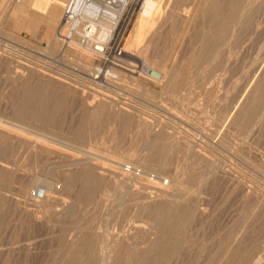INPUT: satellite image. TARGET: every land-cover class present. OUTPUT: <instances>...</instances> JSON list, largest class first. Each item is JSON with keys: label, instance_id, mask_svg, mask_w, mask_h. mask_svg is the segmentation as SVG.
<instances>
[{"label": "rangeland", "instance_id": "1", "mask_svg": "<svg viewBox=\"0 0 264 264\" xmlns=\"http://www.w3.org/2000/svg\"><path fill=\"white\" fill-rule=\"evenodd\" d=\"M211 1L213 3L209 0L210 3L204 5L208 10L217 8L214 9L216 14L225 13L216 15V26H211L207 16L212 14L206 12L204 6L205 11L201 8L200 14L196 13L197 3L192 12L197 18L193 24L182 29L180 24L174 26L168 20L170 22L162 27L163 30L157 24L151 25V30L154 26L158 30L155 27L154 33H150L147 28L133 44L131 50L135 56L128 58L127 43L134 36V27L143 7L126 37L127 57L119 65H109L94 52L81 53L82 48L61 36L73 0H51L54 5L49 7V14L37 11L32 5L18 4L16 0L8 2L11 12L6 13L7 2H0V132L5 134L4 144L8 149L0 156L3 166H0V264H101L104 257L106 264H253L258 256L263 257L264 3L258 2L259 5L253 7L255 10L249 11L251 18L257 14L250 18L251 26L254 25L248 24L252 32L245 26L247 34L251 32L253 37L247 50L236 57L227 44L230 40L228 32L233 29L232 18L226 20L231 16L232 0H224L227 4L222 0ZM220 6L225 8L222 10ZM46 9L43 6L40 10ZM226 12L230 14L227 16ZM226 21L229 28H226ZM257 21H262L259 30L256 29ZM203 27L208 28V33ZM206 34H209L208 43ZM211 39L218 40L215 43ZM260 46L261 50L258 49ZM256 56L257 60H262L256 62ZM253 64H259L255 66L258 71ZM144 67L156 70L166 78L164 81L152 79L151 72L145 76L142 73ZM97 69L103 76L94 78ZM107 72L117 78L105 76ZM255 74H263L260 81ZM252 76L256 78L250 80ZM256 79L260 83L256 89L262 91L257 94L258 91L251 89ZM246 81L251 82L248 88ZM243 87H246L245 93L239 95ZM250 93H254L256 101ZM260 98L262 106L258 105ZM243 101L249 104L248 108ZM237 104H241L240 107ZM100 105H105L106 111L98 115L95 111ZM253 105L256 108L251 107ZM257 107H261L260 113ZM239 111L244 112L242 118H248L246 111H249V122L255 119L252 120L254 124L249 125L255 127L246 125L248 119H242ZM235 116L240 118L237 120ZM245 130L258 135L250 136L251 133ZM247 132L249 135L244 134ZM15 135L30 137L32 143L20 142ZM253 136L255 139L248 138ZM37 141L39 145H36ZM189 153L191 156L187 155ZM77 161L82 164L70 166ZM117 161H122L123 166L116 167ZM125 167H131L140 176L127 173ZM236 170L238 174H235ZM178 178L181 180L178 185L183 186L177 185L174 190ZM34 180L40 184L38 188H43L44 181L52 187L55 184L53 192H59L66 204L52 206L47 214L40 211L42 203L31 197L32 191L37 189ZM178 187L182 190L178 191ZM173 190L177 191L174 197ZM176 199H182L181 203ZM55 208L57 211L54 212ZM183 209L189 212L184 213Z\"/></svg>", "mask_w": 264, "mask_h": 264}, {"label": "bare ground", "instance_id": "2", "mask_svg": "<svg viewBox=\"0 0 264 264\" xmlns=\"http://www.w3.org/2000/svg\"><path fill=\"white\" fill-rule=\"evenodd\" d=\"M17 1V3L19 4V3H21L22 2V5H24V6H30V5H32V6H34L35 8H37V9H41L43 6H45V8H48V6L50 5V4H52L51 3V0H16ZM146 1V3L144 4V8H143V10L141 11V13H140V15H139V17H138V20H137V23H136V27H134L135 28V30H134V36L132 37H130V39H132V40H130L128 43H127V50H128V52L130 53V56H128V58H132L133 56H135V54L133 53L134 52V50L132 51L131 49L133 48V44H134V42L136 41V39L139 37V40H140V35L141 34H143V32L148 28V30H149V28H150V30H151V25H155V24H157L158 25V28L160 29V28H162V27H164L165 25H166V23L167 22H170V21H172L173 22V25L174 26H178V25H176V24H180L182 27V29L185 27V26H189L194 20H196L195 19V17H196V13H197V11H198V13H199V11H201V8H203V6L204 5H206V4H209L210 2H212L213 3V1H211L210 0V2H209V0H145ZM216 2H217V0H215ZM223 2H224V0H222ZM222 1H221V4H223L222 3ZM227 1V0H226ZM225 1V2H226ZM0 2H2V3H6L7 2V5H6V9H5V12L6 13H8L9 11H10V4L8 5V2L10 3L11 2V0H0ZM14 2H15V0H14ZM57 2V1H56ZM63 2V1H62ZM224 2V3H225ZM230 2V1H229ZM258 2H261V3H264V1H260V0H232V2L230 3V7L232 8V10H231V16L227 13V16L229 15V17H225L226 18V20L229 18H232V23H233V29L231 30V28H230V30H231V33L230 32H228L230 35V37H229V41L227 42V44L229 45V47H230V49H231V52L232 53H234V56H236V57H238V56H240V55H242L243 53H244V50L246 49V47H247V45L250 43L251 44V39H252V37H253V35H252V31H251V29L249 28L250 26H251V24H250V16L252 15H250L249 13L251 12V10L253 9V11L255 10L253 7L254 6H256L257 4H258ZM58 3V2H57ZM70 3H72V2H70ZM197 3H199L198 4V7L197 6H195ZM215 4H217V3H215ZM214 4V5H215ZM225 4H227V3H225ZM225 4H224V6H225ZM229 4V3H228ZM21 5V4H20ZM219 5H220V3H219ZM259 5V4H258ZM261 5V4H260ZM264 5V4H263ZM262 5V6H263ZM226 6H228L229 7V5H226ZM225 6V7H226ZM261 6V7H262ZM4 7V6H3ZM3 7H1L2 8V12L4 11L3 10ZM194 7H197V10H196V13L193 15L192 14V12H193V9H194ZM211 7V4H210V6H209V8ZM213 7V6H212ZM219 7V6H218ZM222 7V10L225 8V7H223V6H220V8ZM227 7V8H228ZM13 8V7H12ZM204 8H206L205 6H204ZM203 8V10L205 11V9ZM231 8H229V10L231 9ZM256 8V7H255ZM207 9V8H206ZM214 9H217V8H214ZM214 9H207L206 10V12H208L209 14H212V15H209V16H211V18L209 17V16H207L208 17V19H210V22H211V26H214L215 24H217V16L219 17V15L218 14H216V11L214 10ZM259 9V8H258ZM1 10V9H0ZM182 10H183V12H182ZM219 10V9H218ZM226 10V9H225ZM228 10V9H227ZM226 10V11H227ZM220 12H221V10H219ZM218 11V12H219ZM250 11V12H249ZM259 11H261V10H259ZM1 12V13H2ZM11 12V11H10ZM258 12V11H257ZM222 13H224V12H221V15H222ZM255 12H253V14H254ZM262 13V12H261ZM4 14V13H3ZM117 14H118V9L117 8H115V7H112V6H109V5H105L104 3H103V1H101V0H91L90 1V3H88V0H73V5L71 6V9H70V13H69V17H68V20H67V22H63V33L64 34H62L61 36L62 37H64V38H66L67 40H70V41H72L73 43H75V44H77L80 48H82L83 50L81 51V53H85V51H89V52H95L96 50H95V45H98L99 44V42H101V41H108L110 38H111V36H112V34H113V31H114V29H115V27H116V24H117ZM200 14V13H199ZM202 14V13H201ZM225 14V13H224ZM204 15V13L202 14V16ZM207 15V14H206ZM217 15V16H216ZM220 15V16H221ZM250 15V16H249ZM263 15V14H262ZM200 16V15H199ZM198 16V17H199ZM201 16V17H202ZM257 16V14L254 16H252V18L254 17H256ZM204 17H206L205 15H204ZM206 17V18H207ZM200 18V17H199ZM206 18H204V19H206ZM251 18V19H252ZM168 20H170V21H168ZM256 20V19H255ZM260 20V19H259ZM204 21V20H203ZM202 20H201V22H203ZM208 21V20H207ZM218 21H220L221 23H222V21L221 20H218ZM223 21H224V17H223ZM230 21V20H229ZM252 21H254V20H252ZM263 21V20H262ZM261 21V22H262ZM71 22H74L73 24L71 23ZM200 22V23H201ZM219 22V23H220ZM227 22V21H226ZM261 22H259V21H257V22H255L256 23V29L257 30H259L260 29V26H261ZM220 23V24H221ZM225 23V22H224ZM193 24V23H192ZM197 24V23H196ZM199 24V23H198ZM203 24H205V22H203ZM202 24V26H204ZM206 24H208V22L206 23ZM220 24H219V27H221L220 26ZM231 24V23H230ZM248 24H250V26L248 27ZM252 24H253V22H252ZM36 25H37V23H36ZM225 25V24H224ZM223 25V27H226V26H224ZM254 25V24H253ZM252 25V26H253ZM201 26V27H202ZM207 26V25H206ZM210 25H209V28H211L212 29V27H211ZM216 26V25H215ZM218 26V25H217ZM228 26H230V25H228V22H227V27L226 28H229ZM245 26H247V31H249V29H250V34L248 33L247 34V32H246V28H245ZM251 26V27H252ZM93 28L92 29V32H90V28ZM156 26H154V27H152V29L154 30V28H155ZM208 27V26H207ZM157 28V27H156ZM158 28H157V30H158ZM203 28H205V27H203ZM214 28V27H213ZM249 28V29H248ZM195 29V28H194ZM206 29H208V28H205V31H206ZM216 29H219L218 27L216 28ZM221 29V28H220ZM219 29V30H220ZM252 29H254V28H252ZM149 30V31H150ZM153 30H151V32L150 33H152V31ZM156 30V29H155ZM162 30H163V28H162ZM215 30V29H214ZM222 30H224V29H222ZM149 31H148V33H149ZM196 31V30H195ZM208 31H210V29L208 30ZM224 31H226L227 32V29H225ZM254 32H255V30H253ZM51 32V31H50ZM145 32H147V31H145ZM144 32V33H145ZM156 32V31H155ZM158 32V31H157ZM179 33L178 34H180V31H178ZM182 32V31H181ZM207 32V31H206ZM206 32H204V33H206ZM212 33H213V31H211ZM215 32V31H214ZM225 32V33H226ZM257 32V31H256ZM67 33V35H65ZM153 33H154V31H153ZM161 32H159V35H161L160 34ZM208 33V32H207ZM210 33V32H209ZM222 33H224V32H222ZM227 33V34H228ZM259 33H260V31H259ZM52 34V33H51ZM133 34V33H132ZM156 34V33H155ZM201 34V33H200ZM215 34V33H214ZM220 34V33H219ZM219 34H218V36H219ZM226 34V35H227ZM254 34V33H253ZM257 34V33H256ZM152 35V34H151ZM207 35V34H206ZM209 35V34H208ZM207 35V36H208ZM224 35V34H223ZM222 35V36H223ZM255 35V34H254ZM145 36V35H144ZM156 36H157V34H156ZM215 36V35H214ZM213 36V38H215ZM251 36V37H250ZM142 37V36H141ZM210 37H211V33H210ZM221 37V36H220ZM149 38H150V36H149ZM206 38V37H205ZM217 38V37H216ZM215 38V39H216ZM219 38V37H218ZM223 38V37H222ZM74 39V40H73ZM152 39H153V37H152ZM176 39V38H175ZM208 39H209V36H208V38H207V43H208ZM67 40H66V42H67ZM75 40H78V42H74ZM212 40V39H211ZM218 40V39H217ZM217 40H212L213 42H215L216 43V41ZM137 41H138V39H137ZM149 41H151V40H149ZM149 41H145V42H149ZM205 41H206V39H205ZM263 41V40H262ZM211 42V41H210ZM209 42V43H210ZM220 42V44H221V40L219 39V41H218V43ZM70 43V42H69ZM152 43V42H151ZM252 43H253V40H252ZM263 43V42H262ZM148 44V43H147ZM150 44V43H149ZM213 45H214V43H212ZM61 45V44H60ZM215 46V45H214ZM251 46V45H250ZM250 46H249V48H250ZM261 46H263L262 44H261ZM261 46H260V48L258 47V49H260L261 50ZM213 47V46H212ZM217 47V46H216ZM264 47V46H263ZM262 47V48H263ZM54 48H55V46H54ZM218 48V47H217ZM55 50V49H54ZM57 50V49H56ZM55 50V51H56ZM59 50V49H58ZM77 50V49H76ZM126 50V51H127ZM247 50V49H246ZM260 50H258V51H260ZM263 50V49H262ZM68 51V50H67ZM50 52H51V50H50ZM136 52V51H135ZM261 52V51H260ZM259 52V53H260ZM207 53V52H206ZM262 53V52H261ZM264 53V52H263ZM54 54V53H53ZM210 54V53H209ZM212 54V53H211ZM216 54H217V52H216ZM260 55V54H259ZM264 54H262V56H263ZM206 56H208V55H206ZM215 56V55H214ZM127 57V56H126ZM209 57V56H208ZM264 57V56H263ZM210 58V57H209ZM212 58V57H211ZM219 58V57H218ZM256 58V62H258V60L260 59V58H262L261 57V55H260V58L257 60V56L255 57ZM68 59V58H67ZM260 60H262V59H260ZM215 62V61H214ZM261 62V61H260ZM227 63H228V61H227ZM262 64H263V62H261ZM254 65V64H253ZM256 65H258L259 66V64H256ZM256 65H254V68H255V66ZM264 65V64H263ZM81 66V65H80ZM82 67V66H81ZM218 67V66H217ZM261 67V66H260ZM259 67V68H260ZM264 67V66H263ZM256 68H258V67H256ZM255 68V69H256ZM88 69V68H87ZM218 69V68H217ZM254 69V70H255ZM262 69V68H261ZM264 69V68H263ZM216 70V69H215ZM257 70V69H256ZM93 71V70H92ZM155 72H157L156 70H154ZM258 71V70H257ZM102 71L100 70V69H97L94 73H93V77L94 78H99V77H101V76H103V74H100ZM260 72V71H259ZM264 72V71H263ZM263 72H260V73H263ZM158 73H160V72H158ZM248 73V72H247ZM255 73H256V71H255ZM259 73V74H260ZM22 74V73H21ZM20 74V75H21ZM254 74V73H253ZM253 74H251V75H253ZM17 75V74H16ZM105 76H110L111 78H113L114 79V77H116L113 73H111V72H107L106 74H104ZM161 75V74H160ZM256 75V74H255ZM263 74H261V76H262ZM222 76V75H221ZM247 76L248 75H246V78H247ZM249 76H250V74H249ZM257 76H259V75H256V77ZM261 76H259V81H260V77ZM14 77V76H13ZM220 77V76H219ZM219 77H217V79L219 78ZM255 76H252V78H249L250 80L251 79H253ZM255 77V78H256ZM262 77H264V75L262 76ZM20 78V77H19ZM110 78V79H111ZM117 78V77H116ZM115 78V79H116ZM151 78L152 79H155V80H159V81H164V79L166 78V75H161L160 77H156V76H154V75H152L151 76ZM258 78V77H257ZM22 79H23V76H22ZM107 79V78H106ZM249 79H247V80H249ZM108 80V79H107ZM244 80H245V78H243V81H242V79H241V81L242 82H244ZM255 80V79H254ZM257 80V79H256ZM263 80V79H262ZM22 81V80H21ZM110 81H112V79L110 80ZM115 81V80H114ZM221 81V80H220ZM241 81H240V84H241ZM16 82H19V81H16ZM245 83H247V81L245 82ZM253 83V82H252ZM218 84V83H217ZM244 84V83H243ZM248 85H246L247 86V88H248V86H250L249 84H251V82L250 83H247ZM260 83H258V80H257V82L255 83V85H254V83L252 84V85H254L253 87L251 86V89L252 90H254V91H258L257 89H256V87L259 85ZM261 84H262V81H261ZM239 86V85H238ZM241 86V85H240ZM245 86V85H244ZM263 86V85H262ZM242 87V86H241ZM241 87H240V89H241ZM259 87H261V86H259ZM258 87V88H259ZM244 88H246V87H243V90L242 91H240V92H242V94H239V95H243V93H245V92H243L244 91ZM217 89V88H216ZM256 89V90H255ZM260 89H262V88H260ZM248 90V89H247ZM247 90H245V91H247ZM21 91V90H20ZM215 91V90H214ZM253 91V92H254ZM27 92V91H26ZM251 92V91H250ZM260 92H262V91H258V92H256V94L257 93H260ZM249 93V92H248ZM251 94V93H250ZM249 94V95H250ZM263 94L264 93H262L261 95H262V97L261 98H264L263 97ZM19 95H21V94H19ZM253 95H254V93L253 94H251V96H252V98H253ZM22 96V95H21ZM20 96V97H21ZM217 96V95H216ZM245 96V98H246V96L247 95H244ZM243 96V97H244ZM250 96V97H251ZM255 96V95H254ZM28 97V96H27ZM249 97V96H248ZM256 97H257V95H256ZM255 97V98H256ZM50 98H51V96H50ZM49 98V99H50ZM101 98V97H100ZM240 98H241V96H240ZM244 98V99H245ZM252 98H249V100L251 99V100H253ZM258 98V97H257ZM261 98H260V100H259V104L258 105H261L262 103H263V101H261ZM243 99V100H244ZM259 99V98H258ZM58 100V99H57ZM95 100V99H94ZM97 100V99H96ZM114 100V99H113ZM234 100H236V99H234ZM241 100V99H240ZM255 101L257 100V99H254ZM59 101V100H58ZM245 101V100H244ZM243 101V102H244ZM56 102V101H55ZM104 102V101H103ZM233 102V101H232ZM237 102V101H236ZM248 102V101H247ZM250 102V101H249ZM105 103V102H104ZM103 103V104H104ZM108 103V102H107ZM115 103V102H114ZM113 103V104H114ZM118 103V102H117ZM100 104V103H99ZM102 104V103H101ZM233 104V103H232ZM47 105V104H46ZM52 105V104H51ZM108 104H106V106H107ZM115 105H116V103H115ZM236 105V104H235ZM235 105L233 106V105H231V107L233 106V107H235ZM238 105V104H237ZM240 105L241 104H239L238 106L240 107ZM245 105H247V104H245V102H244V106ZM249 105V104H248ZM248 105H247V108H248ZM257 105V104H256ZM263 105V104H262ZM261 105V106H262ZM106 106L105 105H102V107H101V105L99 106V107H97V110L95 111L96 113H98V115L99 114H102V112H104V111H106ZM242 106H243V103H242ZM241 106V107H242ZM16 107H17V104H16ZM19 107H21V105L19 106ZM18 107V108H19ZM31 107V106H30ZM103 107H105V108H103ZM227 107V106H226ZM231 107H230V110H231ZM251 107H255V105H253V106H251ZM264 107V106H263ZM262 107V108H263ZM49 108V107H48ZM256 108V107H255ZM20 109V108H19ZM235 109H236V107H235ZM234 109V110H235ZM240 110H241V108H239ZM243 109H244V107H243ZM249 109H250V107H249ZM257 109H258V107H257ZM260 109H261V107H260ZM260 109H258L259 110V112L258 111H256V112H258V113H260ZM49 110V109H48ZM54 110V109H53ZM104 110V111H103ZM233 110V111H234ZM245 110H247L246 109V107H245ZM254 110V109H253ZM263 110V109H262ZM261 110V111H262ZM232 111V110H231ZM244 111V110H243ZM20 112V111H19ZM51 112V111H50ZM240 112V113H239ZM239 112H237V114L239 113L240 115V117H241V114L242 113H244V112H242L241 113V111H239ZM250 112H252L251 111V109H250ZM254 112H255V110H254ZM255 112V113H256ZM264 112V111H263ZM49 113V112H48ZM105 113V112H104ZM142 113H144V112H142ZM231 113V112H230ZM246 113H248V115H249V117H251L250 115H251V113L249 114V111L247 112L246 111ZM257 113V114H258ZM111 114V113H110ZM218 114V113H217ZM233 114V113H232ZM256 114V115H257ZM114 115V114H113ZM221 115V114H220ZM246 115V114H245ZM255 115V114H254ZM260 115V114H259ZM258 115V116H259ZM264 115V113L262 114V116ZM118 116V115H117ZM125 116V115H124ZM224 116V115H223ZM227 115L225 114V116L224 117H226ZM261 116V117H262ZM48 117V116H47ZM218 117V116H217ZM236 118H237V120L240 118H238L237 116H235ZM244 117H246V118H244ZM243 118L244 119H248V122L246 121V125L248 124L249 125V123H252L253 121L252 120H255L254 118H252L251 119V121L249 122V117L247 118V116H244ZM253 117V116H252ZM257 117V116H256ZM255 117V118H256ZM106 118V117H105ZM123 118V117H122ZM230 118V117H229ZM242 118V117H241ZM242 118V119H243ZM258 119L260 118V117H257ZM43 119V118H42ZM114 119V118H113ZM140 119V118H139ZM221 119V118H220ZM224 119V118H223ZM228 118H226V119H224V120H227ZM232 119H233V117H232ZM257 119V120H258ZM262 119V118H261ZM93 120V119H92ZM97 120H98V118H97ZM234 120H236V119H234ZM236 120V121H237ZM262 120H264V117H263V119ZM48 121V120H47ZM81 121V120H80ZM127 121V120H126ZM220 121V120H219ZM233 121V120H232ZM245 121V120H244ZM261 121V120H260ZM218 122V121H217ZM223 122V121H222ZM229 122V121H228ZM231 122V121H230ZM239 122H240V120H239ZM239 122H238V124H239ZM254 122H257V121H254ZM259 122V121H258ZM93 123V122H92ZM102 123V122H101ZM114 123H116V122H114ZM126 123H128V122H126ZM134 123V122H133ZM220 123V122H219ZM225 123V122H224ZM223 123V124H224ZM261 123V122H260ZM60 124V123H59ZM112 124H113V122H112ZM222 124V125H223ZM230 124V123H229ZM241 124V123H240ZM239 124V125H240ZM244 124V122H243V125H245ZM252 124H254V123H252ZM252 124H250V125H252ZM258 124V123H257ZM256 124V125H257ZM3 125H5V124H3ZM7 125V124H6ZM9 125V124H8ZM79 125V124H78ZM123 125V124H122ZM145 125H147L146 123H145ZM144 125V126H145ZM232 125V124H231ZM230 125V126H231ZM246 125H245V127H246ZM249 125V126H250ZM10 126V125H9ZM94 126H95V124H94ZM112 126H114V124L112 125ZM135 126V125H134ZM141 126V125H140ZM143 126V125H142ZM252 126H254L255 127V125H252ZM252 126H250V127H252ZM4 127V126H3ZM7 127V126H6ZM109 127V126H108ZM231 127H233V125L231 126ZM241 127H243V126H241ZM250 127H248V128H250ZM257 127V126H256ZM258 127H259V125H258ZM261 127H263V125L261 126ZM10 129H11V126L9 127ZM96 128V127H95ZM124 128V127H123ZM218 128V127H217ZM244 128V127H243ZM247 128V127H246ZM76 129V128H75ZM143 129V128H142ZM229 129V128H228ZM242 129V128H241ZM252 129V128H251ZM251 129H249V130H251ZM255 129V128H254ZM254 129H253V131H254ZM256 129H258V128H256ZM255 129V131H257ZM259 129H260V127H259ZM258 129V130H259ZM5 130H6V128H5ZM144 130V129H143ZM236 130V129H235ZM249 130H245V131H249ZM16 131V130H15ZM109 131V130H108ZM112 131V130H111ZM127 131V130H126ZM253 131H249V133H251L250 134V136H252V135H254V134H252V132ZM264 131V130H263ZM20 132V131H19ZM23 134H24V132H26V131H21ZM110 132V131H109ZM128 132V131H127ZM146 132V131H145ZM222 132V131H221ZM224 132V131H223ZM229 132V131H228ZM18 133V132H17ZM26 133H28V132H26ZM108 133V132H107ZM112 133V132H111ZM218 133V132H217ZM30 136L32 135H34V134H32V133H28ZM164 134V133H163ZM222 134V133H221ZM235 134V133H234ZM244 134H247V135H249L248 134V132L247 133H244ZM243 134V135H244ZM256 135H258L257 133H255ZM27 135V134H26ZM108 135V134H107ZM112 135V134H111ZM231 135V134H230ZM256 135H254V136H256ZM35 136V135H34ZM141 136V135H140ZM142 136H143V133H142ZM141 136V137H142ZM254 136L253 137H248V138H254ZM263 136V135H262ZM145 137V136H144ZM161 137V136H160ZM231 137V136H230ZM261 137V136H260ZM15 138L16 139H18V141H20V142H24V143H26L27 142V144L28 143H32V140L31 139H29V138H25L24 136H20V135H15ZM35 138H37V136H35ZM174 138H176V137H174ZM233 138V137H232ZM4 139H5V134H4V132H0V156L3 154H5L6 153V151L8 150L7 149V146H5L6 144H4ZM143 139H145V138H143ZM183 139V138H182ZM255 139V138H254ZM264 139V138H263ZM87 140V139H86ZM114 140V139H113ZM171 140V139H170ZM249 140V139H248ZM248 140H246V141H248ZM34 141V143H35V140H33ZM102 141V140H101ZM173 141V140H172ZM178 141V140H177ZM176 141V142H177ZM180 141V140H179ZM215 141V140H214ZM226 141H227V139H226ZM260 141V140H259ZM46 142V141H45ZM56 142V141H55ZM103 142V141H102ZM145 142V141H144ZM171 142V141H170ZM183 142H184V140H183ZM183 142H182V144H183ZM223 142V141H222ZM230 142V141H229ZM263 142V141H262ZM60 143V142H59ZM167 143V142H166ZM180 143V142H179ZM40 143L37 141V143H36V145H39ZM52 144H54V143H52ZM58 144V143H57ZM101 144V143H100ZM139 144V143H138ZM174 144H175V142H174ZM65 145V144H64ZM124 145V144H123ZM150 145V144H149ZM168 145V144H167ZM167 145H165V147H167ZM173 145V144H172ZM187 145H189V144H187ZM194 145H195V143H194ZM225 145V144H224ZM227 145V144H226ZM16 146V145H15ZM58 146V145H57ZM60 146V145H59ZM103 146V145H102ZM141 146V145H140ZM185 146H186V144H185ZM196 146V145H195ZM227 146H229V145H227ZM226 146V147H227ZM231 146V145H230ZM138 147V146H137ZM144 147V146H143ZM169 147V146H168ZM180 147V146H179ZM189 147V146H188ZM108 148V147H107ZM111 148V147H110ZM122 148V147H121ZM120 148V149H121ZM130 148V147H129ZM142 148V147H141ZM186 148H187V146H186ZM192 148V145L190 146V148H189V150ZM197 148V147H196ZM68 149H70L69 147H68ZM188 149V148H187ZM195 149V148H194ZM259 149V148H258ZM264 149V148H263ZM29 150V149H28ZM156 150V149H155ZM159 150V149H158ZM16 151V150H15ZM109 151H111L110 149H109ZM140 151V150H139ZM180 151V150H179ZM261 151V150H260ZM23 152V151H22ZM21 152V153H22ZM126 152V151H125ZM156 152V151H155ZM170 152V151H169ZM175 152V151H174ZM189 152V151H188ZM192 152V151H191ZM194 152V151H193ZM196 152V151H195ZM262 152V151H261ZM11 153V152H10ZM141 153H142V150H141ZM158 153V152H157ZM181 153V152H180ZM184 153H185V151H184ZM26 154V153H25ZM133 154V153H132ZM139 154V153H138ZM173 154V153H172ZM183 154V153H182ZM192 154V153H191ZM196 154V153H195ZM198 154V153H197ZM10 155V154H9ZM175 155V154H174ZM188 156L190 155V153L189 154H187ZM263 155V154H262ZM132 156V155H131ZM143 156V155H142ZM141 156V157H142ZM184 156H185V154H184ZM191 156V155H190ZM124 157V156H123ZM160 157V156H159ZM194 157H197V156H194ZM8 158V157H7ZM32 158V157H31ZM125 158V157H124ZM130 158V157H129ZM191 158V157H190ZM34 159V158H33ZM139 159H140V156H139ZM165 159V158H164ZM181 159V158H180ZM191 159H193V158H191ZM220 159V158H219ZM246 159V158H245ZM26 160V159H25ZM99 160V159H98ZM2 160L0 159V164H2V162H1ZM32 161H34V160H32ZM37 161V160H36ZM74 161V160H73ZM93 161V160H92ZM95 161V160H94ZM100 161V160H99ZM120 161V160H119ZM160 161V160H159ZM179 161V160H178ZM190 161V160H189ZM207 161H208V159H207ZM227 161V160H226ZM247 161V160H246ZM253 161V160H252ZM26 162V161H25ZM98 162V161H97ZM122 162V161H121ZM121 162H118L117 161V164H115L116 165V167L117 166H123L122 164L123 163H121ZM125 162V161H124ZM228 162V161H227ZM254 162V161H253ZM9 163V162H8ZM89 163H91V162H89ZM157 163V162H156ZM187 163V162H186ZM192 163V162H191ZM15 164V163H14ZM82 163H80V162H75V163H72L70 166H78V165H81ZM189 164V163H188ZM212 164V163H211ZM224 164V163H223ZM228 164V163H227ZM237 164V163H236ZM13 165V164H12ZM11 165V166H12ZM16 165V164H15ZM114 165V166H115ZM147 165V164H146ZM187 165V164H186ZM234 165V164H233ZM1 166V165H0ZM10 166V167H11ZM97 166V165H96ZM112 166V165H111ZM240 166V165H239ZM3 166H1V168H2ZM8 167H9V165H8ZM118 167V168H119ZM163 167V166H162ZM198 167V166H197ZM224 167H226V166H224ZM227 167H228V165H227ZM159 168V167H158ZM229 168H230V166H229ZM261 168V167H260ZM121 169H122V167H121ZM178 169V168H177ZM184 169V168H183ZM222 169V168H221ZM234 169V168H233ZM240 169V168H239ZM72 170V169H71ZM186 170H188V169H186ZM232 170V169H231ZM242 170V169H241ZM178 171V170H177ZM191 171V170H190ZM218 171H220L219 170V168H218ZM222 171V170H221ZM230 171V170H229ZM237 171V170H236ZM123 172V171H122ZM125 172V171H124ZM176 172V171H175ZM216 172V171H215ZM225 172V171H224ZM100 173V172H99ZM174 173V172H173ZM190 173V172H189ZM201 173H203L202 171H201ZM231 173V172H230ZM233 173V172H232ZM245 173V172H244ZM101 174V173H100ZM121 174V173H120ZM158 174V173H157ZM182 174V173H181ZM196 174V173H195ZM198 174H200V173H198ZM214 174V173H213ZM227 174V173H226ZM234 174V173H233ZM235 174H238V171L235 173ZM246 174H247V172H246ZM127 175V174H126ZM169 175H171V173L169 174ZM188 176L190 175V174H187ZM220 175V174H219ZM228 175H229V172H228ZM99 176H101V175H99ZM102 176H104V174L102 175ZM111 176V175H110ZM132 176V175H131ZM147 176V175H146ZM195 176V175H194ZM193 176V177H194ZM201 176V175H200ZM221 176H223V175H221ZM240 176H242V175H240ZM250 176H252L251 174H250ZM75 177V176H74ZM145 177V176H144ZM181 177V176H180ZM179 177V178H180ZM187 177V176H186ZM190 177V176H189ZM231 179H234V177L231 175ZM244 177V176H243ZM255 177V176H254ZM72 178V177H71ZM85 178V177H84ZM87 178V177H86ZM112 178H115V177H112ZM127 178V177H126ZM125 178V179H126ZM179 178H178V181L179 182H177L176 183V185H174V190H176L175 189V187L179 184V183H181L180 181L181 180H179ZM184 178V177H183ZM195 178V177H194ZM193 178V179H194ZM36 179V178H35ZM75 179H76V177H75ZM94 179V178H93ZM116 179V178H115ZM129 179V178H128ZM188 179V178H187ZM224 179V178H223ZM236 180L238 179V178H235ZM249 179V178H248ZM42 180V179H41ZM101 180V179H100ZM123 180V179H122ZM134 180V179H133ZM183 180V183H184V179H182ZM189 180V179H188ZM188 180H187V182H188ZM195 180V179H194ZM198 180V179H197ZM200 180V179H199ZM199 180L197 181V182H199ZM246 180V179H245ZM253 180V179H252ZM35 181V180H34ZM73 181V180H72ZM190 181V180H189ZM247 181V180H246ZM42 181H40L39 183H41ZM124 182H125V180H124ZM170 182V181H169ZM236 182V181H235ZM238 182V181H237ZM42 183H44L43 184V189H44V191H45V195H46V198L43 200V201H38V203L40 204V203H42V205H41V207H42V209H41V207H40V211H44V212H46V214L50 211V209H51V207L52 206H61L62 205V207L66 204V201L64 200V199H62V197H60L59 195L60 194H58L59 192H57L56 190V192H53V188H55V184L53 185V187H52V185L49 183V182H47V181H44V182H42ZM73 183V182H72ZM121 183L122 184H124L122 181H121ZM175 183V182H174ZM191 183H193L192 182V180H191V182H190V185H192ZM227 183V182H226ZM229 183V182H228ZM241 183V182H240ZM242 183H243V181H242ZM241 183V184H242ZM244 183H245V181H244ZM249 183H251V184H249V185H253L252 184V182H249ZM254 183V182H253ZM32 184H34V182L32 183ZM69 184V183H68ZM185 184V183H184ZM186 184H188V183H186ZM197 184V183H196ZM237 184V183H236ZM261 184V183H260ZM38 181H37V184H36V181H35V184H34V186H36L37 188H38V186L40 185H38ZM229 185V184H228ZM245 185V184H244ZM244 185H242V186H244ZM257 185V184H256ZM33 186V187H34ZM66 186V185H65ZM173 186V185H172ZM178 186H181V184L180 185H178ZM183 186V185H182ZM182 186H181V188H182ZM186 186V185H185ZM184 186V187H185ZM194 185H192V187H193ZM258 186V185H257ZM263 186V185H262ZM29 188L28 189H30V186H28ZM70 187V186H69ZM171 187V186H170ZM191 187V186H190ZM201 187V186H200ZM245 188L247 187V186H244ZM252 187V186H251ZM259 187V186H258ZM257 187V188H258ZM62 188V187H61ZM65 188V187H64ZM93 188V187H92ZM122 188H124V186L122 187ZM243 188V187H242ZM27 189V188H26ZM66 189V188H65ZM69 188H67V190H68ZM96 189V188H95ZM168 189H169V187H168ZM179 189V187L177 188V190ZM186 189V188H185ZM188 189H190V188H188ZM249 189V188H248ZM258 189H260V190H263L261 187L260 188H258ZM63 190V189H62ZM116 190H117V188H116ZM129 190V189H128ZM174 190H173V192H174ZM182 190V189H181ZM180 189L178 190V191H181ZM193 190V189H192ZM250 190H251V188H250ZM260 190H259V192H260ZM26 191H28V190H26ZM126 191V190H125ZM167 191H169V190H167ZM240 191V190H239ZM244 191V190H243ZM242 191V193H244ZM68 192V191H67ZM80 192V191H79ZM91 192H93V191H91ZM132 192H133V190H132ZM183 192V191H182ZM186 192V191H185ZM238 192V191H237ZM246 192V191H245ZM61 193V192H60ZM135 193V192H134ZM175 193H176V195H177V191L176 192H174V193H172V197H174V195H175ZM197 193V192H196ZM262 193V192H261ZM180 194V193H179ZM250 194V193H249ZM68 195V194H67ZM66 195V196H67ZM80 195V194H79ZM183 195V194H182ZM188 195H189V193H188ZM192 195V194H191ZM242 195V194H241ZM76 196V195H75ZM127 196V195H126ZM181 196V195H180ZM187 196V195H186ZM190 196V195H189ZM203 196V195H202ZM245 196V195H244ZM249 196V195H248ZM151 197V196H150ZM171 197V198H172ZM179 197V196H178ZM182 197V196H181ZM180 197V198H181ZM183 197H184V195H183ZM191 197V196H190ZM241 197V196H240ZM69 198V197H68ZM168 198H169V196H168ZM177 198V197H176ZM185 198V197H184ZM188 198V197H187ZM202 198V197H201ZM206 198V197H205ZM78 199V198H77ZM144 199V198H143ZM162 199V198H161ZM170 199V198H169ZM169 199H167V200H169ZM174 200H175V198H173ZM172 199V200H173ZM178 199V198H177ZM176 199V200H177ZM204 199V198H203ZM253 199V198H252ZM166 200V199H165ZM172 200H170V201H168V202H171ZM182 200V199H181ZM180 200V201H181ZM177 201H179V200H177ZM179 201V202H180ZM192 201V200H191ZM203 201V200H202ZM250 201V200H249ZM37 202V201H36ZM152 202V201H151ZM174 202H176V201H174ZM184 202V201H183ZM243 202V201H242ZM251 202V201H250ZM258 202V201H257ZM256 202V203H257ZM173 203V202H172ZM181 203V202H180ZM192 203V202H191ZM200 203V202H199ZM203 203V202H202ZM249 203V202H248ZM36 204V203H35ZM174 204V203H173ZM184 204V203H183ZM208 204V203H207ZM45 205H47V206H45ZM187 205L188 204H186V208H188L187 207ZM190 205V204H189ZM200 205V204H199ZM38 206H37V208H38ZM143 206V205H142ZM191 206V205H190ZM205 206V205H204ZM210 206V205H209ZM211 206H212V204H211ZM260 207V206H259ZM65 208V207H64ZM182 208H183V206H182ZM181 208V209H182ZM191 208V207H190ZM201 208V207H200ZM246 208H247V206H246ZM39 209V208H38ZM144 209V208H143ZM153 209V208H152ZM157 209V208H156ZM206 209V208H205ZM204 209V210H205ZM213 209V208H212ZM248 209V208H247ZM67 212H68V206H67ZM173 210V209H172ZM193 210V209H192ZM198 210H200L199 208H198ZM202 210V209H201ZM200 210V211H201ZM246 210V209H245ZM259 210V209H258ZM39 211V212H40ZM52 211V210H51ZM55 211H57L56 210V208H55V210H54V212ZM149 211V210H148ZM153 211H155V210H153ZM167 211V210H166ZM182 211H185L184 209L182 210ZM181 211V213L183 214V212ZM209 211V210H208ZM212 211V210H211ZM244 211V210H243ZM35 212V211H34ZM39 212H37V213H39ZM61 212V211H60ZM64 212H66V211H64ZM155 212H157V210L155 211ZM170 212V211H169ZM186 212H189V210L188 211H185L184 213H186ZM193 212V211H192ZM199 212V211H198ZM202 212H203V210H202ZM213 212V211H212ZM57 213V212H56ZM56 213H55V215H56ZM59 213V212H58ZM207 213V212H206ZM42 214V213H41ZM44 214V213H43ZM49 214H52L51 212L49 213ZM48 214V215H49ZM66 214V213H65ZM154 214V213H153ZM182 214H181V216H182ZM197 214V213H196ZM200 214H203V213H198V215H200ZM34 215V214H33ZM37 215H39V214H37ZM58 215V214H57ZM156 215V214H155ZM187 215V214H186ZM258 215V214H257ZM41 216V215H40ZM39 216V217H40ZM43 216V215H42ZM44 216H45V214H44ZM59 216H61V214L59 215ZM64 216V215H63ZM38 217V216H37ZM208 217H210L209 216V214H208ZM253 217V216H252ZM43 218V217H42ZM183 218V217H182ZM40 219V218H39ZM185 219V218H184ZM259 219V218H258ZM37 220V219H36ZM159 220V219H158ZM252 220V219H251ZM256 220V219H255ZM261 220V219H260ZM152 221V220H151ZM242 222V221H241ZM200 223V222H199ZM205 223V222H204ZM244 223V222H243ZM251 223V222H250ZM176 225V224H175ZM202 225V224H201ZM252 225H253V223H252ZM135 226H137V225H135ZM134 226V227H135ZM251 226V225H250ZM254 226V225H253ZM141 227V226H140ZM251 229V228H250ZM137 230V229H136ZM231 230V229H230ZM253 231V230H252ZM180 232V231H179ZM227 234H228V232H227ZM230 235V234H229ZM228 235V236H229ZM176 237V236H175ZM223 237V236H222ZM117 238V237H116ZM227 238V237H226ZM222 239V238H221ZM194 240V239H193ZM228 240H226V242H227ZM240 241V240H239ZM205 242V241H204ZM72 243V242H71ZM128 243V242H127ZM193 243V242H192ZM230 243H231V241H230ZM241 243V242H240ZM207 244V243H206ZM205 244V245H206ZM233 244V243H232ZM231 244V245H232ZM120 245V244H119ZM191 245V244H190ZM240 245V244H239ZM252 245V244H251ZM193 246H195V244L193 245ZM247 246V245H246ZM192 247V246H191ZM199 249H200V247L199 246H197ZM216 247V246H215ZM235 247V246H234ZM209 248V247H208ZM211 248V247H210ZM213 248V247H212ZM238 248V247H237ZM186 249V248H185ZM193 249V248H192ZM202 249H203V247H202ZM226 249V248H225ZM102 250V249H101ZM120 250H121V248H120ZM197 250V249H196ZM212 250V249H211ZM239 250V249H238ZM200 251V250H199ZM214 251V250H213ZM224 251V250H223ZM242 251V250H241ZM254 251V250H253ZM156 252V251H155ZM175 252V251H174ZM185 252V251H184ZM196 252V251H195ZM194 252V253H195ZM240 252V251H239ZM244 252H245V250H244ZM251 252V251H250ZM109 253V252H108ZM132 253V252H131ZM186 253V252H185ZM204 253H205V251H204ZM207 253V252H206ZM210 253V252H209ZM225 253V252H224ZM233 253V252H232ZM237 253V252H236ZM82 254V253H81ZM170 254V253H169ZM169 254H168V256H169ZM251 254H254V253H251ZM189 256H190V254H188ZM223 255H225V254H222L221 256H223ZM107 256V255H106ZM168 256H166V257H168ZM183 256V255H182ZM209 256H211V255H209ZM220 256V255H219ZM68 257V256H67ZM82 257V256H81ZM114 257V256H113ZM186 257V256H185ZM234 257V256H233ZM242 257V256H241ZM254 257V256H253ZM119 258V257H118ZM205 258V257H204ZM216 258V257H215ZM83 259V258H82ZM167 259V258H166ZM169 259V258H168ZM177 259V258H176ZM201 259V258H200ZM203 259V258H202ZM230 259V258H229ZM255 259H256V257H255ZM170 260V259H169ZM178 260V259H177ZM183 260V259H182ZM233 260V259H232ZM236 260V259H235ZM189 261V260H188ZM196 261V260H195ZM239 261V260H238ZM249 261V260H248ZM255 261V260H254ZM102 262V263H101ZM101 264H106V262H107V258H103L102 260H101ZM162 262V261H161ZM167 262V261H166ZM264 262V255H263V257H261V256H258V259L256 260V262L255 263H253V264H261V263H263ZM71 264V263H70ZM96 264V263H95ZM173 264V263H172ZM196 264V263H195ZM218 264V263H217ZM235 264V263H234Z\"/></svg>", "mask_w": 264, "mask_h": 264}, {"label": "built area", "instance_id": "3", "mask_svg": "<svg viewBox=\"0 0 264 264\" xmlns=\"http://www.w3.org/2000/svg\"><path fill=\"white\" fill-rule=\"evenodd\" d=\"M91 0H88L90 3ZM105 5H109L118 9L117 24L113 31L111 38L108 41H101L98 45H95V52L98 56L102 57L109 65H119L120 62L127 55L125 49L126 37L129 34L133 23L141 9L144 6L145 0H101ZM69 17V14H66ZM67 16L65 20H68ZM92 27L89 29L92 32ZM137 69V67H135ZM150 68L144 67L142 73L145 76L150 75ZM102 74V73H100ZM125 171L131 174L140 173L136 172L131 167H125ZM135 174V175H136ZM31 197L35 201H43L46 198L43 188L34 189L31 193Z\"/></svg>", "mask_w": 264, "mask_h": 264}, {"label": "crops", "instance_id": "4", "mask_svg": "<svg viewBox=\"0 0 264 264\" xmlns=\"http://www.w3.org/2000/svg\"><path fill=\"white\" fill-rule=\"evenodd\" d=\"M52 5H54V3H52V4H50L49 6H48V8L46 9V10H40V9H37V11H39V12H45V13H47L48 12V14H49V11H50V9H49V7H51Z\"/></svg>", "mask_w": 264, "mask_h": 264}, {"label": "water", "instance_id": "5", "mask_svg": "<svg viewBox=\"0 0 264 264\" xmlns=\"http://www.w3.org/2000/svg\"><path fill=\"white\" fill-rule=\"evenodd\" d=\"M151 75H154L156 77H160L161 76L160 73L155 72V71H151Z\"/></svg>", "mask_w": 264, "mask_h": 264}]
</instances>
